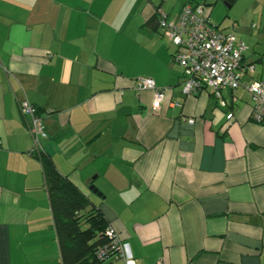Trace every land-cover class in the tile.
Segmentation results:
<instances>
[{
    "label": "crops",
    "instance_id": "0c3cea01",
    "mask_svg": "<svg viewBox=\"0 0 264 264\" xmlns=\"http://www.w3.org/2000/svg\"><path fill=\"white\" fill-rule=\"evenodd\" d=\"M223 1L241 13L215 25L245 44L253 72L219 98L183 96L156 11L174 21L202 5L210 19ZM141 78L165 90L159 110L151 91H133ZM252 82L264 83V0H0V264H61L24 97L44 121L42 152L135 264H264V121L251 120Z\"/></svg>",
    "mask_w": 264,
    "mask_h": 264
},
{
    "label": "built area",
    "instance_id": "2783aa9c",
    "mask_svg": "<svg viewBox=\"0 0 264 264\" xmlns=\"http://www.w3.org/2000/svg\"><path fill=\"white\" fill-rule=\"evenodd\" d=\"M156 19L160 35L175 49L172 59L182 72L180 92L183 96H196L202 91H210L215 98H219L223 90L235 91L241 86V76L244 72H253V66L242 64L245 44L234 33L219 31L218 27L210 22L205 6L186 4L174 21L168 20L163 11L158 9ZM243 87L253 105L252 122L262 123L264 83L252 82ZM132 88L135 93L151 91L154 111L159 110L165 101V90L158 88L151 79H137ZM172 106L179 107L180 104L173 103ZM18 108L27 121L32 153L39 156L43 150L42 143L47 139L43 118L26 97L19 102ZM182 122L193 124L191 119H182ZM104 235L108 244L97 252L101 262L110 259L120 261L121 264H135L112 227L108 226ZM156 264L163 263L159 261Z\"/></svg>",
    "mask_w": 264,
    "mask_h": 264
},
{
    "label": "trees",
    "instance_id": "16d2710c",
    "mask_svg": "<svg viewBox=\"0 0 264 264\" xmlns=\"http://www.w3.org/2000/svg\"><path fill=\"white\" fill-rule=\"evenodd\" d=\"M38 112V110H37ZM39 114V112H38ZM44 184L49 197L61 264H109L97 257L108 244L109 226L103 215L67 177L61 175L44 152L39 154Z\"/></svg>",
    "mask_w": 264,
    "mask_h": 264
},
{
    "label": "rangeland",
    "instance_id": "374dc122",
    "mask_svg": "<svg viewBox=\"0 0 264 264\" xmlns=\"http://www.w3.org/2000/svg\"><path fill=\"white\" fill-rule=\"evenodd\" d=\"M229 12H230V14H228ZM235 12H238L240 14L241 13V8L240 7L228 8L225 5V1H223V2L217 4L215 7L212 8V14L210 16V20H211V22L213 24H219L220 23V29H221L225 25L229 24V22H232L231 16Z\"/></svg>",
    "mask_w": 264,
    "mask_h": 264
},
{
    "label": "water",
    "instance_id": "95a60500",
    "mask_svg": "<svg viewBox=\"0 0 264 264\" xmlns=\"http://www.w3.org/2000/svg\"><path fill=\"white\" fill-rule=\"evenodd\" d=\"M231 2H232V0H226V4H229V3H231ZM89 190H90L93 194H98V193H97V190L94 189L93 186H90V187H89ZM98 195H100V194H98Z\"/></svg>",
    "mask_w": 264,
    "mask_h": 264
}]
</instances>
